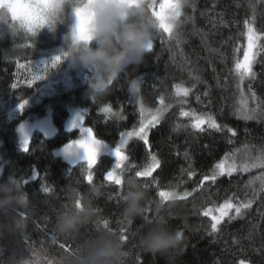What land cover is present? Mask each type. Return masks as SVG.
I'll use <instances>...</instances> for the list:
<instances>
[{"label":"trees","instance_id":"16d2710c","mask_svg":"<svg viewBox=\"0 0 264 264\" xmlns=\"http://www.w3.org/2000/svg\"><path fill=\"white\" fill-rule=\"evenodd\" d=\"M180 11L171 36L163 30L157 33L143 61L130 65L99 91L92 90L82 75L77 76L67 59L62 57L52 65L53 55L62 56L63 51L40 54L43 60L33 64L35 56L18 49L11 51L7 34L0 38V183H17L28 200L27 207L18 212L24 220L22 230L17 235L5 232L0 236V256L4 259L13 254L26 255L30 250L60 257L106 230L125 237L126 264H264V189L261 181L254 179L264 174V168H240L264 150V0H186ZM246 20L262 39L252 65L255 75L238 88L234 68L247 46L243 35ZM68 67L76 75L71 88L61 81L52 82L49 89L40 86L39 81L30 86L36 75L53 78ZM139 76L142 105L157 109L161 98L164 105L159 108V123L149 126L148 145L137 136L128 141L121 185L106 176L115 165L108 153L99 155L90 169L83 161L69 165L54 155V149L79 137L78 129L64 130L68 105L85 110L83 123L99 140L115 145L123 133L136 131L142 117L137 105L130 102L129 86ZM178 84L191 89L187 97L176 96ZM242 100H246L249 110L255 109L254 118L243 119L238 113ZM47 104L51 106L56 133L45 138L34 131L27 150L21 149L16 127L45 115ZM104 106L110 107L108 113L101 112ZM181 110L209 115L222 126L221 130L205 125L204 131H199L191 126V116L180 115ZM151 155L156 156L160 166L150 177H137L136 172L151 162ZM226 155L237 170L231 175H218L214 182L204 181L203 177L211 175ZM127 177H135L148 191L144 218L126 220L123 216L122 194ZM93 187L98 194L92 193ZM161 190H182L190 195L162 201L158 195ZM72 196L77 200L91 198L97 220L74 238L65 239L55 233L54 225L57 215L73 204ZM226 200L252 203L240 215L233 209L213 232L211 215L204 216L203 212L211 209L217 216V209ZM158 215L182 234L180 247L170 258L147 253L139 243L140 235L147 230L146 222ZM3 219L0 217V221Z\"/></svg>","mask_w":264,"mask_h":264},{"label":"clouds","instance_id":"9594fccd","mask_svg":"<svg viewBox=\"0 0 264 264\" xmlns=\"http://www.w3.org/2000/svg\"><path fill=\"white\" fill-rule=\"evenodd\" d=\"M69 16L73 22L63 36L64 59L74 67L89 70L97 84L113 81L130 65L141 63L162 25L176 27L179 23L164 0H0V38L7 34L11 21H16L11 24L13 31H26V25H35L39 33L45 27L55 31ZM124 183V218H144L147 189L135 177H127ZM91 191L98 194L95 187ZM70 199L73 204L57 215L54 225L55 233L65 239L74 238L97 220L91 198L79 199V204L74 196ZM27 204V196L17 183H0V217L4 218L0 221V236L5 232L17 235L22 230L24 220L18 212ZM146 227L139 237L145 252L170 258L180 247L182 234L171 229L163 216L147 221ZM127 258L120 235L100 230L60 257L30 250L8 259L0 256V264H126Z\"/></svg>","mask_w":264,"mask_h":264},{"label":"snow or ice","instance_id":"6c2138e0","mask_svg":"<svg viewBox=\"0 0 264 264\" xmlns=\"http://www.w3.org/2000/svg\"><path fill=\"white\" fill-rule=\"evenodd\" d=\"M165 7L171 8L172 11L175 14L176 18H179L181 16V7L183 6L182 0H164ZM13 19H16V17H13ZM254 19V17H253ZM26 32L31 33L33 35L36 34V26L35 25H26ZM175 26L171 24H165L162 25V30L165 33H168L170 36L173 33ZM245 28L246 32L243 33V35L246 36L247 40V46L243 49V59L237 58L235 61V68L234 71L236 72L237 76L239 77V84L238 88L240 87V84L243 83V81L246 78L254 77L255 73L252 71V65L255 62L256 56L259 54V42L262 39V34L258 33L257 30L254 28L253 24L246 20L245 21ZM82 38H87L82 36ZM153 45H149V49L151 50ZM237 52L240 51V49H236ZM62 57L64 56H57L52 59V65L55 66L58 62L61 61ZM43 77L37 76L36 79H42ZM111 83V81H109ZM136 85L133 84V88H135ZM176 88V96H184L187 97L191 91V89L184 87L182 84L175 85ZM242 92V90H241ZM243 94V93H242ZM253 98L255 99V94L252 93ZM199 99V97H197ZM161 105H164V99L161 98L160 100ZM242 107L238 109V113L242 115L243 119H252L254 118L253 113L255 112V109L249 110L247 108V102L246 100L241 101ZM21 108H23V104H21ZM103 111L109 112L110 108H104ZM143 113V108H142ZM162 113V109H157L156 113L151 115V119L145 121H141V125L139 130H136L134 132H128L122 134V139L115 148H112L110 153L113 155L116 159L115 167L113 171L107 172V177L114 181L116 185H121L122 180L121 176L119 174H116V169H121L122 164L125 160L128 159L127 156L124 155L123 149L127 143V138L132 137L133 135L139 137L145 145H148V128L149 126H155V124L159 123V117ZM181 116L189 117L191 116L192 119V127L199 130L204 131V126L207 125L211 129H215L217 131L221 130V125L217 124L216 120L209 116V115H197L195 112H189L181 110L180 112ZM83 117L78 116L77 123L74 124V126H78V121L82 120ZM228 131L232 132V135L235 136V132L232 129H228ZM91 130H88V137L87 139H80L77 141L72 142V144L79 145L80 148H83L86 153V161L89 167H91L99 157L98 150L101 147H107V144L102 141L95 138H92ZM27 139L24 142V150H27ZM72 145L70 144L69 147ZM150 147V146H149ZM229 156L226 155L225 158L217 163L215 165V169L212 172L211 175H205L203 177L204 181H215L218 175H223L226 172L231 175L232 172L237 170V165L233 161V163H228ZM160 166V161L156 158L155 155H151V162L144 168L143 171H137L136 176L137 177H150L152 176L153 171ZM264 168V150H261L259 155L251 159V162H243L240 165V168L243 171H248L250 168ZM189 175H194V173H189ZM254 179H258L261 181L262 189H264V174H262L260 177H256ZM253 181H249V184H251ZM45 191H48V189H45ZM159 197L162 199V201H170L175 199H185L190 193H183L179 194L175 190H161L158 193ZM252 201L249 200L247 202H241L240 204H233L231 200H226L223 205H221L217 211L219 212V216L212 215V210H206L203 212L204 216H210L212 218V224L211 229L213 232H216L218 230V226L221 224L224 217H228L229 213L234 209L236 215H240L242 213V209H247L251 207ZM77 204H79V200H77ZM105 227H107V223L105 222ZM125 237H121V239H124ZM240 264H244V261H240Z\"/></svg>","mask_w":264,"mask_h":264},{"label":"rangeland","instance_id":"374dc122","mask_svg":"<svg viewBox=\"0 0 264 264\" xmlns=\"http://www.w3.org/2000/svg\"><path fill=\"white\" fill-rule=\"evenodd\" d=\"M72 22H73L72 18L69 16V18L66 20L65 23L57 25L55 31H50L47 27H45L39 33H36L35 35L28 33L26 31L16 32V31H13L12 28H10V31H8V33H7L6 39L8 41H10V43H11V49H12L11 51H14L16 49H18L21 53H25L27 51L30 55L35 56V58H36V60H34L33 64H38V62H41L43 60V57L40 56V54L47 53V52L50 53V52H53V50H57L60 52L63 51V48H64L63 36L69 30V27L71 26ZM15 23H16V21L13 22V24H15ZM53 56L57 57L58 55L54 54ZM68 65H70L71 70L72 69L75 70L77 76L81 77L80 75H82L83 81H86L88 83V85L90 86V88L94 91L102 90V89H104V87L107 84H109V82L97 84L96 81L94 80V78L91 76V73L89 70H87V69L82 70V68H80V67H74L71 65L70 62ZM71 70L68 67V68L64 69L63 71L59 72L53 78H51L50 76H46V77H43L42 80L41 79H35L34 83L30 84V86L35 85L39 81V82H41V84L39 83L40 86H43L44 89L45 88L49 89L52 87V82L61 81L65 87L71 88L75 83V77H76V75L72 72L73 70L72 71ZM36 76H39V74ZM141 79H142L141 76L133 79V81L131 82V84L129 86V95H130V102L137 105L142 119H143V116H146L147 118L145 119V122H147V120L151 119V115L156 113V110L159 109L161 107V105L157 109L146 108L142 105V103L140 101V97H139V88H140V84H141ZM133 84L136 85L135 88H133ZM106 107L110 108L108 106H104L101 108V112L108 113V112L103 111V109ZM142 108H143V113H142ZM68 111H69V116H68L67 120L65 121L64 130L70 131L73 129H78L79 130V137L76 140H73L69 143H66L65 145H63L61 147L54 149L53 153L55 156L61 157L62 159L67 161L69 163V165H74L79 161H83L86 164V166L88 167V169H90L94 164L91 167L88 166L87 161L85 159V157H86L85 150L83 148H80L79 145L72 144V142H74V141L89 138L88 137V130L90 128L88 126L84 125L83 119L78 121V126H74V124L77 123L78 116L82 115V117L84 118L85 110L80 108V107H77V106L68 105ZM142 119H141V121H142ZM140 124H141V122H140ZM140 124H139L138 128L140 127ZM148 130H149V128H148ZM34 131L40 132L45 138H50L56 133V128H55L53 121H52L50 104L46 105L45 115H43L42 117L32 118V119L23 121L16 127L18 143H19V146L21 149H24L25 140L27 139V141H28L30 134ZM134 131L135 130L128 131V132H134ZM128 132H125V133H128ZM90 135L92 138L97 139L93 135L92 131H91ZM133 136H135V135H133ZM132 137H130V138H132ZM130 138H127V143L123 149L125 156H127L126 146L128 144V141L130 140ZM121 139H122V135L115 145L104 141L107 144V147H101L98 150V155L105 154V153H108L111 155V153H110L111 149L115 148L117 145H119ZM70 144L72 145L71 147H69ZM113 158H114L115 163H116V159L114 156H113ZM127 161H128V159L123 162L121 169L127 166ZM114 167H115V165H114ZM114 167L110 171H113ZM121 169H116L115 171H116V174H119L121 176V180H122ZM143 170L144 169H142L140 171H143ZM106 176H107V174H106ZM177 193L183 194V193H186V191L181 190V191H177ZM217 216H219V212H218Z\"/></svg>","mask_w":264,"mask_h":264}]
</instances>
